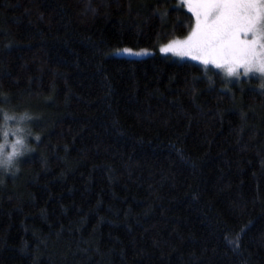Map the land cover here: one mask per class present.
I'll return each mask as SVG.
<instances>
[{"label":"trees","instance_id":"16d2710c","mask_svg":"<svg viewBox=\"0 0 264 264\" xmlns=\"http://www.w3.org/2000/svg\"><path fill=\"white\" fill-rule=\"evenodd\" d=\"M192 25L176 0H0V110L36 113L0 264H264V76L113 55Z\"/></svg>","mask_w":264,"mask_h":264},{"label":"snow or ice","instance_id":"6c2138e0","mask_svg":"<svg viewBox=\"0 0 264 264\" xmlns=\"http://www.w3.org/2000/svg\"><path fill=\"white\" fill-rule=\"evenodd\" d=\"M198 6L204 9L203 19L197 12L196 27L183 43L198 53L218 52L240 60L237 66L245 67V73L251 70L245 62L264 56L257 51V47L264 48V0H199ZM211 62L221 67L215 60ZM234 70L230 67L229 74Z\"/></svg>","mask_w":264,"mask_h":264},{"label":"rangeland","instance_id":"374dc122","mask_svg":"<svg viewBox=\"0 0 264 264\" xmlns=\"http://www.w3.org/2000/svg\"><path fill=\"white\" fill-rule=\"evenodd\" d=\"M198 3L199 0H176V6L182 7L183 10L189 13L193 18V25L187 37L196 27L197 12L201 13V18L203 19L204 9L202 7H199ZM190 5L192 6L191 11L189 10ZM187 37L185 39H175L169 43L155 48V50L133 51L123 49L115 51L113 55L130 59H142L153 54H159L169 57L170 59L177 62H189L204 68H213L220 71L230 79L248 78L255 75L264 76V71L257 70L260 68H264V56H260L258 58H249L245 63L248 67L251 68V70L245 73V67L237 66L241 62L240 60L224 57L218 52L210 51L208 53H198L197 51L193 50L188 44L183 43L187 39ZM261 43H264V41H261ZM257 51L259 53H264V48L257 47ZM193 56H196V58L194 59ZM204 59H208L210 62L206 64L204 63ZM213 60H215L216 63H220L221 67H216L215 63L211 62ZM230 67L235 69L232 74H229ZM13 109V113L8 110H6L7 112L5 113L2 111L3 108L0 110V147H3L4 151H11L12 147L16 146L17 148H21L22 151H25V154L20 156L16 161L17 163L18 161L23 159L29 152L28 142L30 140V138L27 137L28 134L30 135V130H27L26 125H22L20 123L18 114L24 111H28L32 114L35 113V110L32 111L28 105H23L20 106V108ZM25 133L27 134L25 135Z\"/></svg>","mask_w":264,"mask_h":264},{"label":"clouds","instance_id":"9594fccd","mask_svg":"<svg viewBox=\"0 0 264 264\" xmlns=\"http://www.w3.org/2000/svg\"><path fill=\"white\" fill-rule=\"evenodd\" d=\"M19 121L22 125H26L33 119L30 112L24 111L18 114ZM25 151L16 146L12 147L11 151H4L3 147H0V171L9 172L14 169L16 161L20 156L24 155Z\"/></svg>","mask_w":264,"mask_h":264}]
</instances>
